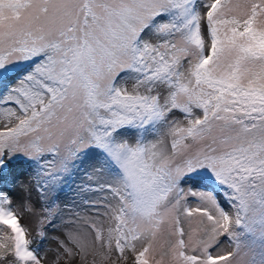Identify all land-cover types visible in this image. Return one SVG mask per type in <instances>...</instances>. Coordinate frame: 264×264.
<instances>
[{
	"label": "snow or ice",
	"instance_id": "6c2138e0",
	"mask_svg": "<svg viewBox=\"0 0 264 264\" xmlns=\"http://www.w3.org/2000/svg\"><path fill=\"white\" fill-rule=\"evenodd\" d=\"M16 154L46 191L97 174L67 255L264 264V0H0V181ZM0 225L43 264L10 196Z\"/></svg>",
	"mask_w": 264,
	"mask_h": 264
},
{
	"label": "rangeland",
	"instance_id": "374dc122",
	"mask_svg": "<svg viewBox=\"0 0 264 264\" xmlns=\"http://www.w3.org/2000/svg\"><path fill=\"white\" fill-rule=\"evenodd\" d=\"M232 2L243 4L246 0H232ZM18 155L17 158H10L7 161L3 170L4 181H0V195L12 198L19 223L26 231V239L31 241L30 249L38 252L43 264H93L92 256H89L85 261L82 255H67L63 247V245L72 247L71 235L87 234V222L95 218L90 205L85 203L86 200L95 199L97 195L94 189L89 190L92 185L97 183V179L89 178V176H97L93 172L92 166L86 164L74 176L69 188L57 194V202L54 205L50 190L46 191V197L42 194L41 180L39 179L42 176L38 175V170L33 162L22 154ZM191 184L193 187L206 186L201 183V178L196 176L191 178ZM210 187L216 190L221 204H224V197L220 194V189L215 185H210ZM99 222L97 220V223ZM6 229L12 236L10 229L7 227ZM164 238H166V233ZM234 250V246L225 241L219 252ZM162 251V248H157V259ZM12 259L10 252L0 258V264H8ZM167 260L168 258L165 257L166 264ZM112 261H115V256L112 257ZM95 264H109V262L103 259L102 254L98 253L95 255Z\"/></svg>",
	"mask_w": 264,
	"mask_h": 264
},
{
	"label": "trees",
	"instance_id": "16d2710c",
	"mask_svg": "<svg viewBox=\"0 0 264 264\" xmlns=\"http://www.w3.org/2000/svg\"><path fill=\"white\" fill-rule=\"evenodd\" d=\"M18 156L19 155L16 154V155L12 156L11 159H15ZM39 179L42 181L43 177H40ZM70 182L71 181H69V182H67L66 184H63V185H58L55 192L51 191V198H52V202H53L54 205H56V202H57V199H56L57 198L56 197L57 194L60 191L68 189L69 186H70ZM41 189H42V194L44 195V197H46L45 186H43L42 184H41ZM9 237H11V235H9V233L7 232L6 227L0 225V245H5V247H0V258L1 257H5L7 254H9L11 252L10 245L12 244V241L9 239Z\"/></svg>",
	"mask_w": 264,
	"mask_h": 264
}]
</instances>
